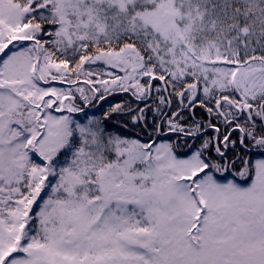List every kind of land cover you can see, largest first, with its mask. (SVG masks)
<instances>
[{
    "label": "snow or ice",
    "instance_id": "6c2138e0",
    "mask_svg": "<svg viewBox=\"0 0 264 264\" xmlns=\"http://www.w3.org/2000/svg\"><path fill=\"white\" fill-rule=\"evenodd\" d=\"M0 264H264V0H0Z\"/></svg>",
    "mask_w": 264,
    "mask_h": 264
}]
</instances>
